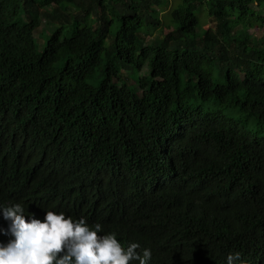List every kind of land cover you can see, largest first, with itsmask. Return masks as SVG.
I'll return each mask as SVG.
<instances>
[{"label":"trees","instance_id":"1","mask_svg":"<svg viewBox=\"0 0 264 264\" xmlns=\"http://www.w3.org/2000/svg\"><path fill=\"white\" fill-rule=\"evenodd\" d=\"M166 2L0 0V206L99 222L149 264H264V0H179L146 43Z\"/></svg>","mask_w":264,"mask_h":264},{"label":"clouds","instance_id":"2","mask_svg":"<svg viewBox=\"0 0 264 264\" xmlns=\"http://www.w3.org/2000/svg\"><path fill=\"white\" fill-rule=\"evenodd\" d=\"M26 211L20 202L0 206L9 221L0 233L11 236L0 242V264H149L151 260L149 248L141 249L137 241L125 246L116 232H104L99 222L89 225L83 217L47 208L42 220L31 213L26 220ZM237 262L245 264L240 252L226 256V264Z\"/></svg>","mask_w":264,"mask_h":264},{"label":"rangeland","instance_id":"3","mask_svg":"<svg viewBox=\"0 0 264 264\" xmlns=\"http://www.w3.org/2000/svg\"><path fill=\"white\" fill-rule=\"evenodd\" d=\"M179 2V0H167L165 6H163L162 9H160V17L161 19L163 20L162 24L163 26L154 31L152 33L151 36H145V42L148 43L150 40L153 39V37H156V38H160L162 37V30L164 31L165 30V27L168 25L167 22H168V14H169V11ZM198 17H199V21H200V25L198 27V30L202 32V30H204L205 28H207L208 26H211L213 24L212 20L210 18H207L206 17V14H205V10H204V7L201 5L198 6ZM114 29V25L112 26V29L111 31H113ZM264 30V26L263 27H259V28H255L253 30H250L251 33H253V35L256 37V38H259L262 34ZM44 31H45V27H44V20L42 19L41 20V23H40V26H39V29L37 30L36 34H35V44H36V47L38 50L42 49L43 47V44H44V38L45 37H42L41 39V36L42 34H44ZM39 35V36H37ZM38 37V38H37ZM122 70V69H121ZM128 74V72H126ZM90 83H95L96 82V79L93 78L91 80H88ZM224 114L230 116V117H233V118H237L238 115L236 113H232L230 111L228 112H225ZM246 129L250 130V131H253V124L252 122L250 121L249 122V125L248 126H245Z\"/></svg>","mask_w":264,"mask_h":264}]
</instances>
